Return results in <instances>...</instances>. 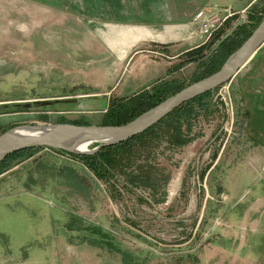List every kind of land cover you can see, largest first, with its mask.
I'll use <instances>...</instances> for the list:
<instances>
[{"label": "rangeland", "instance_id": "1", "mask_svg": "<svg viewBox=\"0 0 264 264\" xmlns=\"http://www.w3.org/2000/svg\"><path fill=\"white\" fill-rule=\"evenodd\" d=\"M263 6L259 1L256 7ZM66 19L72 29L70 10ZM57 26L51 24L52 29ZM66 39L73 37L66 34ZM102 47L82 60L80 71L62 76L68 82H47L49 73L62 75V69L60 74L51 72V64H36L32 72L27 66L7 67V59L1 60L5 66L0 67V116L35 113L36 124L65 119L103 125L105 111L97 110L106 108L107 97H75L90 92L91 83H97L101 93L107 91L106 74L112 66L106 64ZM20 52L13 54L14 61ZM35 54L48 58L47 51ZM59 55L50 52L49 58ZM66 57L73 56L66 51ZM195 65L183 68L178 78L189 85ZM229 88L228 83L222 85L206 100L213 114L203 115L194 130L202 136L173 153L161 148L155 166L168 178L163 190L126 192L116 183L117 196L78 160L45 149L36 154L47 153L43 159L34 164L29 159L0 176V264H221L222 257L228 264L239 247L244 256L252 252L262 262L264 243L246 239L241 246L242 238L251 234L242 235L239 224L243 219L264 220V211L253 206V199L263 194L257 191L264 186V164L256 161L254 152L260 147L249 136L255 125L247 119L245 107L240 105L243 112H238L237 121L228 107ZM52 99L84 104L23 106ZM86 108L95 111L74 110ZM247 124L251 132H242L239 147L235 138Z\"/></svg>", "mask_w": 264, "mask_h": 264}, {"label": "crops", "instance_id": "2", "mask_svg": "<svg viewBox=\"0 0 264 264\" xmlns=\"http://www.w3.org/2000/svg\"><path fill=\"white\" fill-rule=\"evenodd\" d=\"M259 1L264 5L262 0H0V61L7 59V67L27 66L32 72V68L38 66L36 64H51V72L60 74L62 69V75L49 73L45 76L47 82H68L63 77L70 70L73 73L80 71L84 66L82 60L103 44L106 64L112 66L106 74L110 75L107 91L101 93V87L91 83L90 92L75 97L98 99L100 96L97 95H103L107 97V107L110 99L129 98L161 80L179 79L177 75L183 68L195 64L169 72L185 53L203 45L202 37L192 24L198 10L204 8L207 13L221 17L231 11L234 15L224 26H228L224 33L228 35L233 27L247 19ZM67 10L72 12V29L67 27ZM51 24H57L58 28L52 29ZM66 34L73 39L67 40ZM20 35L25 40L20 39ZM17 50H21V55L14 61L12 56ZM46 51L47 59L35 54L43 55ZM56 51L61 56L56 58L57 62L55 57L49 58L50 52ZM66 51L73 56L68 57L70 60ZM248 65L250 67L241 75ZM4 66L0 65L1 68ZM228 86L231 89L228 107L235 118H238V112L242 114L245 111L247 119L253 121L254 138L251 133L249 136L260 147L254 152L256 161L264 164V148L261 147H264V46ZM240 105L245 107L242 112ZM105 109L97 111L104 112ZM74 110L82 114L95 111L88 108ZM237 118L236 121L240 120ZM249 130L248 124L246 130H240L235 138L238 146L242 132ZM261 178L264 179V175ZM259 191L263 194L253 199V206L255 210L264 211V186L259 187L257 194ZM239 226L242 235L246 231L251 234L250 238H242L241 246L246 239L264 243V235L261 236L264 220L243 219ZM258 258L261 257L254 256L252 252L244 256L239 247L228 264H264V257L262 262H258Z\"/></svg>", "mask_w": 264, "mask_h": 264}, {"label": "trees", "instance_id": "3", "mask_svg": "<svg viewBox=\"0 0 264 264\" xmlns=\"http://www.w3.org/2000/svg\"><path fill=\"white\" fill-rule=\"evenodd\" d=\"M263 19L264 6L253 7L247 19L233 27L228 35L222 33L224 29L219 31L214 36V40L185 53L183 59L176 66L171 67L169 72L179 71L185 65L195 63L196 69L190 78V84L214 74ZM186 86L188 84L184 81L172 78L161 80L149 89L142 90L129 98L110 99L101 126L125 125ZM220 87L182 104L141 134L119 144L102 148L93 155H73L57 150L52 151L78 160L98 181L107 184L111 191L117 193V196L120 194L116 190V183L121 184V188L126 192L141 188L152 191L160 188L163 190L168 178L160 174L163 171L156 169L155 166L157 158L161 155V148L173 153L202 136L194 130L203 115L213 114L212 107L206 100L213 97ZM58 123L76 126L91 125L85 121L65 119H60ZM42 150L43 148H30L8 155L0 163V175L22 162L33 159ZM164 194L162 192V196Z\"/></svg>", "mask_w": 264, "mask_h": 264}, {"label": "water", "instance_id": "4", "mask_svg": "<svg viewBox=\"0 0 264 264\" xmlns=\"http://www.w3.org/2000/svg\"><path fill=\"white\" fill-rule=\"evenodd\" d=\"M263 46L264 19L217 72L186 86L156 107L122 126H76L51 122L36 124L35 120L38 116L35 113L2 115L0 131H5L0 133V163L8 155L30 148L57 150L73 155H93L102 148L127 141L156 124L182 104L229 83ZM64 102L73 103L76 106L82 103L77 99H52L26 102L23 106L27 109H35L37 106L47 107ZM28 121H32V124H27ZM46 156L47 153L40 154L30 163L34 164Z\"/></svg>", "mask_w": 264, "mask_h": 264}, {"label": "built area", "instance_id": "5", "mask_svg": "<svg viewBox=\"0 0 264 264\" xmlns=\"http://www.w3.org/2000/svg\"><path fill=\"white\" fill-rule=\"evenodd\" d=\"M233 15L229 10L224 17L207 13L204 8L198 10L192 18V24L195 31L202 37L203 45L210 42L224 28L226 21Z\"/></svg>", "mask_w": 264, "mask_h": 264}, {"label": "flooded vegetation", "instance_id": "6", "mask_svg": "<svg viewBox=\"0 0 264 264\" xmlns=\"http://www.w3.org/2000/svg\"><path fill=\"white\" fill-rule=\"evenodd\" d=\"M1 132V131H0ZM44 150V149H43ZM37 156V155H36ZM35 158V157H34ZM33 158V159H34ZM30 160H32V159H30ZM13 169V168H12ZM12 169H10V170H8V171H6L5 173H3V174H1L0 176H2V175H4V174H6L7 172H10Z\"/></svg>", "mask_w": 264, "mask_h": 264}]
</instances>
